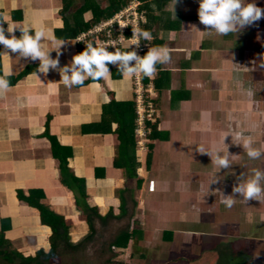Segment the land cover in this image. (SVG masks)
<instances>
[{
    "label": "crops",
    "instance_id": "0c3cea01",
    "mask_svg": "<svg viewBox=\"0 0 264 264\" xmlns=\"http://www.w3.org/2000/svg\"><path fill=\"white\" fill-rule=\"evenodd\" d=\"M94 1L101 8L107 5ZM82 2L77 0V4ZM172 4L170 0L155 13L160 21L152 26L151 46L166 45L171 60L157 65L155 74L157 137L145 141L147 147L152 146L149 167L145 162L148 150L138 149L135 136L128 151L140 165L139 189L136 180H128L125 171L114 165L118 126L121 121L132 125L135 116L132 78L122 77L109 64V79L97 83L89 79L84 86L67 88L57 71L37 72L36 77L38 60H25L18 54L0 57V76L6 75L10 82L9 89L0 94V235L11 249L27 257L39 250L49 253L52 248L51 229L41 224L35 208L17 198L18 191L27 195L30 190L42 192L41 203L65 218L69 243L77 245H59L58 264L64 263L67 251L88 257L84 264H96L91 257L97 255L103 238L111 241L101 247V255L104 248L109 256L102 264H191L190 257H200L202 246H209L213 254L219 237L229 241L233 236L234 220L225 234L220 229L219 217L232 207H225L216 191L231 195L237 177L250 174L257 164L232 143L231 136L224 140L230 169L217 172L211 158L196 149L215 147L223 152L222 140L228 132L242 131L253 138L257 130V135H264L257 104H250L253 94L245 91L253 93L261 84L255 78L261 73L255 57L264 58L255 46L260 32L252 25L227 36L209 34L197 16L198 0H177L174 13ZM61 7V0H0V20L43 28L67 41L59 57L64 66L71 62L78 44L62 32ZM69 16L70 11L65 14ZM83 18L87 20L89 14ZM3 27L7 29L6 22ZM15 35H21L18 28ZM44 46L52 47L48 41ZM50 56L56 58V51ZM263 135L262 140L253 139L264 150ZM61 159H66L69 172L84 188L80 206L94 208L100 216H93L94 232L86 242L89 228L83 208L75 205V191L60 182ZM214 174L219 182L209 184ZM235 198L234 206L242 208L241 212L250 208L248 217L257 208L263 209L261 201L245 203L242 197ZM121 234L128 240L123 248L115 247Z\"/></svg>",
    "mask_w": 264,
    "mask_h": 264
},
{
    "label": "clouds",
    "instance_id": "9594fccd",
    "mask_svg": "<svg viewBox=\"0 0 264 264\" xmlns=\"http://www.w3.org/2000/svg\"><path fill=\"white\" fill-rule=\"evenodd\" d=\"M176 3L177 0H173V13V6ZM198 3L197 16L199 22L205 26L207 29L205 32L209 34L214 32L220 36H227L230 33H238L240 30L264 19V8L258 7L255 0H252V2H248V0H198ZM5 22L8 25L7 29L3 27ZM192 27L195 28V26ZM17 28L21 33L19 37L15 35ZM142 28L139 25L132 28V37L135 42L130 45L124 44L117 47L116 42L113 41L97 46L94 41L84 43L75 41L77 44H85V49L73 55L69 64L61 66L59 61V57L62 55L61 48L68 43L67 41L57 39L54 35H49L43 28L34 29L30 25L21 26L0 20V45L5 49V51L0 52V57L7 56L10 58V54H18L19 57L25 60H38L39 66L34 73L36 77L37 72L46 75L50 70L57 71L61 77L60 81L67 88L84 86L85 81L89 79L94 83L109 79L111 77L109 64L115 65L122 77H127L129 80L132 78L133 84V77L136 74L139 73L142 77L153 76L154 78L157 72V65L167 64L171 60L170 49L166 45L151 46L152 33ZM45 41L52 45L50 49L45 48ZM141 41L148 42V50L143 56L138 55L136 50H130L131 45H135L136 49H138ZM109 46L112 47L109 49L115 50L109 52L107 50ZM52 51H56V58L50 56ZM9 87L10 82L7 76H0V94L5 93ZM245 91L248 95H252L251 89ZM228 136H231L233 144L242 147L249 160H259L264 156V150L255 146V141L251 135L242 131H236L234 135L231 132L225 133L222 140L225 145L223 152L215 147L211 151L203 147L196 149L199 153L207 154L211 158V162L216 166L217 172L221 169H230L232 166L229 159L230 154L227 151L228 145L224 143L225 138ZM216 177L214 174L209 184L218 183L219 178ZM216 192L221 196L220 202L227 208L234 206L236 194L242 197L245 203L250 200H264V168L254 167L251 169L250 174L241 173L237 177V183L232 187L231 195H225L219 190ZM259 258L260 255L257 254L253 257V261Z\"/></svg>",
    "mask_w": 264,
    "mask_h": 264
},
{
    "label": "trees",
    "instance_id": "16d2710c",
    "mask_svg": "<svg viewBox=\"0 0 264 264\" xmlns=\"http://www.w3.org/2000/svg\"><path fill=\"white\" fill-rule=\"evenodd\" d=\"M81 4H77V0H61L62 7L60 9V14L64 21V28L62 32H66L67 39H74L81 32L86 31L93 25L100 23L101 21L111 18L120 9L125 7L131 0H102L106 2L105 7H100L94 0H82ZM140 2V9L146 12V25L142 29L148 30L152 33L153 23L160 21V18L156 16V12L162 11V8L170 0H138ZM70 11L69 19L65 17V14ZM85 13L89 14V18L84 20L83 15ZM169 26L171 23H166ZM76 54L82 52L85 49V44L77 45ZM264 62V58H262ZM29 71V68L25 73ZM162 72L160 73V77ZM145 82L147 80H144ZM154 89L157 87L156 78H153ZM120 106L122 104H119ZM134 108L135 104L133 102ZM125 106H130V104H125ZM135 114V111H134ZM135 117L133 119L132 125H127L124 121H121L118 126V156L114 160V165L125 171L126 178L128 180H136V187L139 189L141 185V180L138 178L137 169L140 167L135 156L128 155L130 149V144L133 142L134 145V130H135ZM150 128V133L147 135V139L154 140L157 137L156 123H147ZM133 147V146H132ZM151 145H148V152L146 155V167L150 165L151 158ZM60 171V182L67 186L68 189L75 191L74 195L75 205L77 208L80 206L81 199L84 198L83 187L79 185V180L76 179L68 170L66 159H61L59 163ZM43 194L40 191L30 190L28 194L25 195L22 191L17 192V198L26 203L28 206L35 208L39 212L40 221L42 225L48 226L53 232L51 238L52 248L49 253H44L42 250L36 252L34 256L24 257L17 251L11 249L10 245L3 236L0 235V264H51L50 261L54 260L53 264L57 263L58 253L57 249L59 245L63 244L65 247L74 248L69 243L68 229L69 225L65 218L57 213L52 212L47 206L41 203ZM84 205V204H83ZM82 214L85 217L89 228V234L86 242L91 239L93 235V216L97 215V210L84 205ZM97 217H100L97 215ZM128 240L126 234H121L115 239V247L120 246L123 248ZM77 247V245H76ZM75 247V248H76ZM213 260L209 264H247L248 253L244 252L242 249L233 252L231 244H225L223 246L215 248L213 250Z\"/></svg>",
    "mask_w": 264,
    "mask_h": 264
},
{
    "label": "rangeland",
    "instance_id": "374dc122",
    "mask_svg": "<svg viewBox=\"0 0 264 264\" xmlns=\"http://www.w3.org/2000/svg\"><path fill=\"white\" fill-rule=\"evenodd\" d=\"M102 1V0H100ZM248 2H252V0H248ZM255 3L258 7L264 8V0H255ZM255 27L259 30V36H258V31L256 33V36H258V38H255V46L257 54H263L264 55V19H261L260 21L256 22ZM253 25V26H254ZM253 26H250L251 28H253ZM256 32V31H255ZM255 36V37H256ZM254 42V40H253ZM263 58V57H261ZM255 64L258 68V70H261V73L257 74L256 81L257 82H261L260 85L256 86V91L254 89L253 91V98L250 104H257V110H258V117H260L259 119V123L261 122V124H264V100L262 98V95L264 96V62H262V60L260 59V57H255ZM258 84V83H257ZM256 133V139H261L262 140V135L263 134H259L257 135V130L254 131ZM259 136V138H258ZM264 137V135H263ZM137 140L136 136H135V141ZM145 141H141V146H138V149L140 150H148V147L146 146V143H144ZM255 145L258 147H261L260 143L255 142ZM263 150V149H262ZM256 165V167H260V162L264 164V156L261 157V159L259 160H255L254 161ZM263 168V167H262ZM237 197L241 198L238 194H236ZM253 202H255V200H252ZM259 202V201H258ZM256 202V203H258ZM261 203H263V209L262 208H257V210H255V214L254 216H247V213H249L250 208H245V210H247V212H241L242 208H240L238 205H235L234 207H232L230 210H224L229 211V213H225L223 212V215L219 217L218 222L220 223L221 221L223 223L220 224V229L221 231H223V234H225V232L229 230L230 225L232 224V221L234 220L233 223V236L228 237L229 241H226V238L223 237H219L216 243L215 248H219L220 245L223 246L225 244L230 243L232 245V251H238L239 249H242L244 252L248 253V261L247 264H264V200H261ZM257 211V213H256ZM261 211L263 213H261ZM241 212V213H240ZM260 212V213H258ZM239 213V214H238ZM247 216V218L245 217ZM224 220H223V219ZM237 221V222H236ZM219 225V224H218ZM227 236V235H225ZM224 236V237H225ZM233 238V239H232ZM102 243L98 242V250L97 251V255L96 256H92L91 258L96 262V264H102L103 261H105L106 257L109 258V256L104 252V248L103 249V254L101 255V247H105L106 244H108L111 240L108 238H103L102 239ZM220 242V243H219ZM211 243V242H210ZM102 244V245H101ZM213 244V242L211 243V245ZM101 245V246H100ZM209 247V246H208ZM207 247V245L205 244L204 246H202V251L200 254V257H190V260L192 261L191 264H209L210 260L213 259L214 254L210 253L209 250L211 251V249H209ZM95 251V252H96ZM83 252V251H82ZM257 254L260 255V258L253 261V257L256 256ZM64 263L63 264H72V261L76 262L79 261L82 264L88 262L89 258L85 257L83 255L80 254H73L70 251H67V254L64 255ZM128 258V257H127ZM197 258V259H196ZM196 259V262H194V260ZM183 264H186V262H184ZM188 264V263H187Z\"/></svg>",
    "mask_w": 264,
    "mask_h": 264
},
{
    "label": "built area",
    "instance_id": "2783aa9c",
    "mask_svg": "<svg viewBox=\"0 0 264 264\" xmlns=\"http://www.w3.org/2000/svg\"><path fill=\"white\" fill-rule=\"evenodd\" d=\"M146 23V12L140 9L138 0H131L124 8L115 13L111 18L101 21L81 32L76 36L75 41L84 43L94 41L97 46L115 41L116 46L133 44L132 28L139 25L140 28ZM127 25V26H124ZM124 26V27H121ZM148 42L141 41L140 47L130 46V50H136L137 54L143 56L148 50ZM112 48L111 46L108 47ZM152 77H142L136 74L133 77V92L135 104V130L137 138L136 145L141 146V141L147 140L150 128L147 123H154L157 117V110L153 101L154 86ZM144 80H147L146 82ZM145 143V142H144Z\"/></svg>",
    "mask_w": 264,
    "mask_h": 264
}]
</instances>
